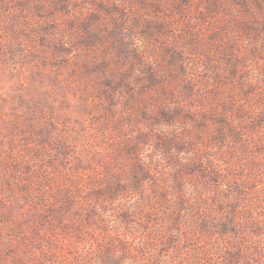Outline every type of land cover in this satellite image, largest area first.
Here are the masks:
<instances>
[{
  "label": "rangeland",
  "instance_id": "1",
  "mask_svg": "<svg viewBox=\"0 0 264 264\" xmlns=\"http://www.w3.org/2000/svg\"><path fill=\"white\" fill-rule=\"evenodd\" d=\"M226 5L264 11V0H0V264H264V108L244 111L264 24L241 18L234 38L217 22ZM133 122L160 130L109 145L131 162L120 183L86 144ZM184 158L216 210L191 235L189 200L173 207L151 189L161 161ZM149 180L140 212L116 203ZM216 241L219 255L202 251Z\"/></svg>",
  "mask_w": 264,
  "mask_h": 264
},
{
  "label": "clouds",
  "instance_id": "2",
  "mask_svg": "<svg viewBox=\"0 0 264 264\" xmlns=\"http://www.w3.org/2000/svg\"><path fill=\"white\" fill-rule=\"evenodd\" d=\"M226 8H228L229 11L227 12V14L222 13L221 17L217 18V22L227 23L228 21H231V24L228 26L229 35L234 38L236 37V33L232 31V25H234L236 21L240 20L241 18L248 20L250 23L255 20L259 21L260 24H264V11H257L253 9L248 16L241 17V14L237 10L232 9L230 5H226ZM261 41L264 42V33L261 34ZM245 43L247 44V41H245ZM262 55H264V53H262ZM246 70H251V77L246 78L248 79V83L252 85H258V88L253 94V97H250L248 99V103L244 105V111L248 112L249 115H254L257 111H260L261 108H264V104L258 105L256 103V97L264 96V61H260L259 66L250 62L249 67ZM258 72L260 73V75H257ZM237 99L239 103H243V101H239V97H237ZM229 115H231V113ZM246 122V117L242 118L240 121H236V123ZM159 130V128L145 127L142 123L138 125L135 124V122L121 123L117 127L116 132L110 133L107 136H99L98 134L90 136L86 144V148L88 149L86 155L95 157V159L99 161L101 165H103L104 167H108L110 172L117 173V175L119 176L118 182L129 183L131 181V177L128 174V167L130 166L131 162L127 158L117 155L113 151V148H109V145L115 146V144L118 143L120 140L127 142L128 137H135L138 132L147 133L149 136H154L155 132H158ZM171 131L179 132L180 129L174 128ZM76 134L77 133L71 128L67 133L69 139H71ZM184 135L191 139L195 135V133L192 131L191 128H187L184 132ZM201 152H203V149L198 148L195 153H190L189 156L192 158H199ZM168 158L172 159L173 161L178 159L177 154L174 150L168 153ZM157 159H159V157H157ZM85 162L87 163L88 161ZM190 162L191 161L188 158L179 159V163H174L173 167L168 168L165 167L163 162L161 161L160 171L158 174L159 178L157 179L156 184H151L150 180L148 182L141 181L140 186H138L135 190L131 191L130 194L127 195L126 200L118 199L116 203L120 204L122 207H128L130 205V210L140 212L141 209L144 208V205L149 203V184H151V189H157L158 187L161 191L166 189L168 194L167 202L173 207L175 206V201L180 198L188 199L189 202L193 205L192 208L189 209L190 218L185 217L187 223L183 225L184 230L186 232H189V235H191V232L195 231L193 223L194 220L198 218L199 212H208L210 216H216V210L214 208H210L208 206V203L206 201L201 200L200 198L202 195H210V193L204 191L199 185L193 187L192 185L187 183V180L189 178L185 177L183 168L187 163ZM171 171L176 172V183L182 184L181 188H176L175 184L173 183V180L169 177V172ZM193 184H195V181H193ZM261 187H264V183L261 184ZM220 200L223 203H227L226 201H223L222 196L220 197ZM80 205H83L84 208L87 209L93 206V201L84 199L80 201V204H78L77 207L79 208ZM95 206L97 207V209L101 207V205L99 204ZM109 206L112 208V212L116 211L115 207L111 205V202H109ZM241 207L243 208L244 205H241ZM224 211L226 213L227 208H225ZM104 215L105 213L101 212V216ZM108 216L110 218L111 213H109ZM106 222L107 219L105 220V223ZM88 231L91 230L89 229ZM223 247V244H220L218 241H216L213 244H208L207 248L203 249L202 251L208 252L210 250L209 254L219 255L222 252ZM86 251L88 250L86 249Z\"/></svg>",
  "mask_w": 264,
  "mask_h": 264
}]
</instances>
